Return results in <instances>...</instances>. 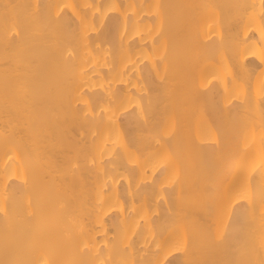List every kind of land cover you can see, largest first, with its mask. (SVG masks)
Returning <instances> with one entry per match:
<instances>
[{
    "label": "bare ground",
    "instance_id": "obj_1",
    "mask_svg": "<svg viewBox=\"0 0 264 264\" xmlns=\"http://www.w3.org/2000/svg\"><path fill=\"white\" fill-rule=\"evenodd\" d=\"M0 264H264V0H0Z\"/></svg>",
    "mask_w": 264,
    "mask_h": 264
}]
</instances>
